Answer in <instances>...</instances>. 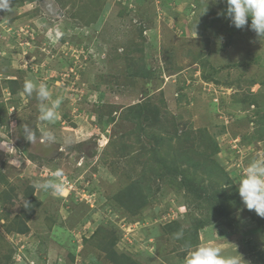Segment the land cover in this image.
<instances>
[{
	"label": "rangeland",
	"instance_id": "rangeland-1",
	"mask_svg": "<svg viewBox=\"0 0 264 264\" xmlns=\"http://www.w3.org/2000/svg\"><path fill=\"white\" fill-rule=\"evenodd\" d=\"M225 10L223 0L0 10V139L15 147L0 150V264H184L205 243L264 264V217L238 191L264 158V38ZM25 80L61 99L55 123L39 120ZM42 130L55 142L41 143ZM56 169L65 195L34 189Z\"/></svg>",
	"mask_w": 264,
	"mask_h": 264
},
{
	"label": "clouds",
	"instance_id": "clouds-1",
	"mask_svg": "<svg viewBox=\"0 0 264 264\" xmlns=\"http://www.w3.org/2000/svg\"><path fill=\"white\" fill-rule=\"evenodd\" d=\"M223 2L226 3V10L219 14L229 18L230 23L238 29L245 27L250 17V28L255 31L260 39L264 38V0H223ZM0 10L10 11L11 0H0ZM62 35L63 33L60 31L55 32L56 39ZM34 91L40 101L39 120L55 123L59 119L58 108L61 99H53L52 93L45 83L37 84L33 80H25L23 93L31 96ZM23 133L31 143L36 141L35 133L27 125L23 129ZM55 140L56 137L53 132L42 130L41 143L50 145ZM10 144V139H0V150L9 152L14 149L15 147L10 146ZM52 175V179L34 181V189L44 193L51 192L54 195H65L68 184L64 179L63 169H56ZM238 191L247 209L254 210L257 215L264 217V158L252 160L244 169L243 176L239 180ZM183 235V231H179L175 233L174 238L181 239ZM184 264H241V261L240 257L236 255H224L220 246L214 243H205L190 247Z\"/></svg>",
	"mask_w": 264,
	"mask_h": 264
},
{
	"label": "trees",
	"instance_id": "trees-1",
	"mask_svg": "<svg viewBox=\"0 0 264 264\" xmlns=\"http://www.w3.org/2000/svg\"><path fill=\"white\" fill-rule=\"evenodd\" d=\"M248 21H250V22H251V18H250V17H249Z\"/></svg>",
	"mask_w": 264,
	"mask_h": 264
}]
</instances>
